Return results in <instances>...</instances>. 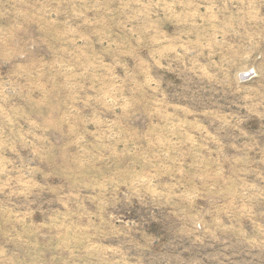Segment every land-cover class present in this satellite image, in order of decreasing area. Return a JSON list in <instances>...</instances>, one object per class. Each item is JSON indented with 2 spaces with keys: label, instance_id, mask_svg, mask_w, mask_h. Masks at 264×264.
Here are the masks:
<instances>
[{
  "label": "rangeland",
  "instance_id": "1",
  "mask_svg": "<svg viewBox=\"0 0 264 264\" xmlns=\"http://www.w3.org/2000/svg\"><path fill=\"white\" fill-rule=\"evenodd\" d=\"M0 264H264V0H0Z\"/></svg>",
  "mask_w": 264,
  "mask_h": 264
}]
</instances>
